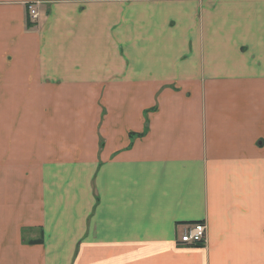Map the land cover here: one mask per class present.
Instances as JSON below:
<instances>
[{"label":"crops","instance_id":"crops-1","mask_svg":"<svg viewBox=\"0 0 264 264\" xmlns=\"http://www.w3.org/2000/svg\"><path fill=\"white\" fill-rule=\"evenodd\" d=\"M0 264H264V0H0Z\"/></svg>","mask_w":264,"mask_h":264},{"label":"built area","instance_id":"built-area-1","mask_svg":"<svg viewBox=\"0 0 264 264\" xmlns=\"http://www.w3.org/2000/svg\"><path fill=\"white\" fill-rule=\"evenodd\" d=\"M27 18L29 21L38 19V12L33 4H27ZM206 226L204 223H196L188 227L180 237L179 244L184 246L201 245L205 241Z\"/></svg>","mask_w":264,"mask_h":264},{"label":"trees","instance_id":"trees-1","mask_svg":"<svg viewBox=\"0 0 264 264\" xmlns=\"http://www.w3.org/2000/svg\"><path fill=\"white\" fill-rule=\"evenodd\" d=\"M132 137H134V135H131ZM203 244H201V245H196L195 247H201Z\"/></svg>","mask_w":264,"mask_h":264}]
</instances>
